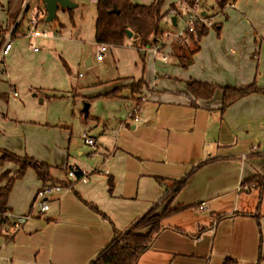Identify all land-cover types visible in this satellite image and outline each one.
Masks as SVG:
<instances>
[{
  "label": "crops",
  "instance_id": "crops-1",
  "mask_svg": "<svg viewBox=\"0 0 264 264\" xmlns=\"http://www.w3.org/2000/svg\"><path fill=\"white\" fill-rule=\"evenodd\" d=\"M71 1L75 8L80 6L78 0ZM5 2H0L4 12L0 33H11L13 40L25 36L28 46L33 42L43 50V44H38L40 38L28 36L31 7H36L37 0L20 19L24 2L13 22L7 20ZM90 2L94 4L92 34L96 43L95 2ZM41 4L46 17L42 0ZM173 4L178 12L165 16L170 24L166 23L164 29L180 24L181 6ZM211 8L198 11L218 18L213 21L216 26L209 27L200 38L187 67L179 65L176 54L194 48L193 43L184 44L180 53L174 50L175 55L165 47L173 61L168 59L159 68L150 45L139 48L143 64L135 77L120 75L93 84L106 83L99 95L128 99L129 108L140 101L139 119L128 116L133 122L123 119L108 124L92 117L99 142L88 135L94 140L96 152L102 150L95 167L63 163L64 158L56 163L38 158L49 165L51 175L63 186L69 183L66 172L71 167L87 174V180L76 178L69 189L50 195L44 213L32 212L34 197L29 202L41 185L36 176L27 174L29 179H36L28 201L25 187L17 180L13 183L7 199L10 220L30 212L32 217L14 234H0V264H88L113 239L114 230L124 231L154 204L161 205V210L169 201L164 199L166 192L201 162L169 201L170 207L185 208L162 219V229L136 264H223L226 258L234 260L231 264H264V182L262 186L247 183L264 174V93H250L220 110L223 86L237 88L255 83L264 89V0H224L222 4L218 1L217 10L213 5ZM15 47L13 43L7 57L14 54ZM81 58L91 65L90 56L81 53ZM151 58L152 69L148 66ZM44 61L38 58L33 69L39 70V63ZM63 64L69 69L65 61ZM25 67L29 72L30 66ZM41 70L49 67L41 65ZM12 72L10 86L15 87L22 77ZM140 78L144 82L141 89L132 92L131 84ZM190 81L213 84V96L194 97L187 87ZM36 87L29 88H40ZM38 94L36 91L35 97ZM0 97L7 95L2 93ZM57 166H62L63 177L53 174L52 168ZM6 168L11 174L17 166L5 163L0 172Z\"/></svg>",
  "mask_w": 264,
  "mask_h": 264
},
{
  "label": "rangeland",
  "instance_id": "rangeland-1",
  "mask_svg": "<svg viewBox=\"0 0 264 264\" xmlns=\"http://www.w3.org/2000/svg\"><path fill=\"white\" fill-rule=\"evenodd\" d=\"M5 1L0 0L2 4L6 3ZM33 1L35 0H25V5L28 6L27 11L30 4L34 5L35 2ZM137 1L151 3L153 0ZM218 1L222 0H199L197 11L200 8L212 11L211 5L217 10ZM78 3L79 9L73 8L72 15L67 10L62 11L60 8L57 18L46 23L44 22L45 17H41L43 10L41 0H37L36 7H34L35 5L31 7L32 14L29 18V25L30 21L36 18L41 29L48 30L51 34L59 32V35L56 34V36L40 38L38 44H43L44 49L38 53L30 51L25 36L13 40V43H16L14 54L11 57H5L2 65L5 66L6 71L0 78V95L2 93L7 95L6 98L0 97V148L4 146L8 149H14L20 155L33 156L36 159L43 158L48 163H52V161L56 163L64 158L63 163L66 161L69 164L76 162L88 167H95L98 165V159L102 156V150L99 149L96 152L95 148L85 144L81 137L85 131L90 136L95 137L97 143L99 142L100 136L96 132L92 117L105 123L123 119L127 122H133L128 117V113L133 108V106L128 107V99L99 95L106 88L103 86L106 83L101 82L120 75L135 77L138 72L137 69L142 67L143 57L140 55V49L135 46L134 38L126 37L122 45H108L103 59L97 60L95 56L98 44L94 42L92 34L94 4L90 0H78ZM173 3L178 4L180 0H162L161 10L166 11ZM181 14L183 15L180 17L183 20L179 17L180 24L178 27L170 25L165 30L173 32L182 30L185 27L184 21L186 19L183 17L185 16L184 12ZM2 18H4V12L0 5V20ZM215 20L217 21L218 18H213V21ZM168 23L170 24L169 20ZM5 32L2 30L0 35L6 34ZM162 40L163 36L158 42ZM1 42L2 39L0 38V44ZM183 45L173 43L167 47L170 48V52L174 49L180 53ZM167 50L164 49L165 52H168ZM81 53L92 58L91 65L85 64L84 59L81 58ZM171 53V55H175L173 52ZM40 57L41 60L45 61L39 63V70H35L33 68L38 65L37 62ZM155 58L156 68H159L163 64L158 56ZM168 59L173 61L172 57ZM63 61L68 64L69 69H65ZM153 63L152 58L149 59L148 66L151 69ZM24 65L30 66L29 72ZM41 65L43 67L48 66L49 70L42 71ZM11 68L22 77V79L17 80L15 87L10 86L14 76ZM7 70L10 71L8 76ZM98 81H101L100 84L93 85ZM137 84L138 80L131 84L132 92L141 89L142 85L133 89V85ZM31 85L40 88L36 87L37 89L34 90L29 88ZM13 91H16V96L13 95ZM36 91L39 94L35 97L33 93ZM41 91L43 95H41ZM40 99L42 102L39 101ZM138 100L141 98L139 97ZM85 104H88L86 115L83 112ZM85 117H87L86 120H84ZM107 131L105 128V132ZM53 158H57V160H52ZM100 170L105 171L104 169ZM52 171L55 176L63 177L64 175L62 166L53 167ZM27 174L35 176L34 171L28 168L16 183L25 187L28 201L34 188L32 183L36 177L29 179ZM33 197L35 196H31L30 203ZM38 201L40 199H34L32 202L33 213L37 211Z\"/></svg>",
  "mask_w": 264,
  "mask_h": 264
},
{
  "label": "trees",
  "instance_id": "trees-1",
  "mask_svg": "<svg viewBox=\"0 0 264 264\" xmlns=\"http://www.w3.org/2000/svg\"><path fill=\"white\" fill-rule=\"evenodd\" d=\"M193 6L198 0H180ZM25 0H7V20L15 21L19 13L22 11ZM224 3V0L219 2ZM162 0H154L150 4H136L131 0H95V41L98 44L106 45H122L127 37L126 30L129 29L136 38L133 40L137 48L147 47L156 44L165 31L164 25L165 16L168 11L162 12ZM28 6L24 8L21 16L27 11ZM117 12H112L113 8ZM177 8L175 4H171L169 9ZM63 9V8H62ZM67 11L72 9L64 8ZM21 18V17H20ZM46 23V21H44ZM19 23L17 24L18 27ZM216 26L213 23L212 27ZM16 28V27H15ZM209 27L203 24L195 25V34L190 35L191 43L194 48L186 50V53L176 54L179 65L183 68L187 67L192 59V55L198 49V43L202 36L206 35ZM173 53L175 51L173 49ZM143 79L138 80L137 85H133V89L142 85ZM190 93L201 99H210L216 86L206 82L190 81L187 84ZM222 97L220 110H223L227 105L236 99L248 95L253 92H263L264 89L258 88L255 83H250L242 87H221ZM195 105V102H192ZM87 117L84 118L86 120ZM5 163H11L17 166L16 170L10 174L9 170L0 172V234L2 227L11 226L12 221L8 216L9 208L7 199L13 183L20 179L28 168H31L38 181L41 184L62 183L54 178L50 173L48 164L37 160L28 155H17L11 151L0 148V166ZM202 163V162H201ZM201 163L192 167L180 180L175 183L164 195V199H173L184 186L188 176H190ZM264 182V174L252 178L247 183L262 186ZM112 190V182L109 180V191ZM167 202L161 210L158 204L151 206L145 213L136 219L124 231L114 230L113 239L105 245L97 256L88 264H136L139 256L149 248L154 237L162 229L161 221L176 212L185 208V206L170 207V202ZM91 208L96 210L93 205ZM97 211V210H96ZM5 234V233H4ZM234 260L226 258L223 264H231Z\"/></svg>",
  "mask_w": 264,
  "mask_h": 264
},
{
  "label": "built area",
  "instance_id": "built-area-1",
  "mask_svg": "<svg viewBox=\"0 0 264 264\" xmlns=\"http://www.w3.org/2000/svg\"><path fill=\"white\" fill-rule=\"evenodd\" d=\"M93 1L95 2V0ZM177 5L181 6L182 12H184V15H185L184 19H186L184 21L185 27L182 30H178L174 32L165 30L163 33V40L161 42H157L156 44H153V47H152L154 56L155 57L158 56V58L163 63H167L168 58L170 56L168 52L164 51L165 47L170 46L173 43L185 44V43L191 42L190 35L195 34V25L197 23L203 24L206 27H211L213 25V20H212L213 18L199 13V11H197L196 3L193 6H190L180 1V3H178ZM177 12H178V9L173 8V9L168 10V15L174 16L177 14ZM41 17L44 18L43 14H41ZM169 22H170V19H169ZM56 34L59 35V32H57ZM56 34H51L50 31L41 29L39 25L37 24L36 18H33L30 21L29 30H28V36L30 38L32 39L47 38V37L56 36ZM12 36L13 35L11 33L2 35L3 39L0 44V78L2 74H5V71H6L5 66L2 64L4 62L5 57L9 54V51L12 49V45H13ZM28 48L32 52H39L38 46L35 45L33 42L29 44ZM106 51H107V46L105 44H99L95 58L97 60L103 59L104 53ZM139 109H140L139 103H135V105L129 112V117H131L134 120L139 119ZM81 137L83 138L86 144L91 145V146L94 145V140L92 137L88 135V132L84 131ZM66 175H67L68 182H69L67 185L63 186L62 184H59V183L44 184V185H41L36 190L34 198L40 199V201H38L36 205L39 213H44L45 211L48 210L49 208L48 197L50 195H52L55 192H61L63 190L69 189L71 187V182L75 180L76 178H78L81 181L87 180L86 172L80 171L73 167L67 170ZM31 217H32L31 212L25 215L16 216L15 219L12 221L11 226L2 227V232L5 234H14Z\"/></svg>",
  "mask_w": 264,
  "mask_h": 264
},
{
  "label": "water",
  "instance_id": "water-1",
  "mask_svg": "<svg viewBox=\"0 0 264 264\" xmlns=\"http://www.w3.org/2000/svg\"><path fill=\"white\" fill-rule=\"evenodd\" d=\"M42 3L44 4V8L46 11V17H45L46 22H49L55 18L56 10L58 7L67 8V9L75 8V3H73L71 0H42ZM112 12H117V9L114 7L112 9ZM174 19L175 17H172V20ZM126 34L127 37L129 38H134V39L136 38V35H133V33L129 29L126 30ZM33 95L35 96L36 93H34ZM39 101L41 102L42 99H40ZM87 111H88V104H85L83 107L84 115L87 114Z\"/></svg>",
  "mask_w": 264,
  "mask_h": 264
}]
</instances>
